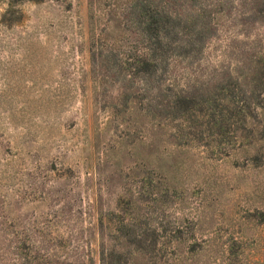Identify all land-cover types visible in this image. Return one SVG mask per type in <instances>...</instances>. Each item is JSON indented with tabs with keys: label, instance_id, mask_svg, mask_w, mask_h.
<instances>
[{
	"label": "rangeland",
	"instance_id": "1",
	"mask_svg": "<svg viewBox=\"0 0 264 264\" xmlns=\"http://www.w3.org/2000/svg\"><path fill=\"white\" fill-rule=\"evenodd\" d=\"M0 264H264V0H0Z\"/></svg>",
	"mask_w": 264,
	"mask_h": 264
},
{
	"label": "trees",
	"instance_id": "2",
	"mask_svg": "<svg viewBox=\"0 0 264 264\" xmlns=\"http://www.w3.org/2000/svg\"><path fill=\"white\" fill-rule=\"evenodd\" d=\"M165 16V18L169 21V23L171 22V18L167 15V14H163ZM180 27H174V26H171V24L169 25H162V26H159L158 28L155 27V28H152L150 29V31H154L155 30V35L156 37H160V35H162V33H165V34H170V33H173L175 31H177ZM154 29V30H153ZM172 31V32H171ZM215 128H218L220 129L221 128V123L219 124H213Z\"/></svg>",
	"mask_w": 264,
	"mask_h": 264
}]
</instances>
